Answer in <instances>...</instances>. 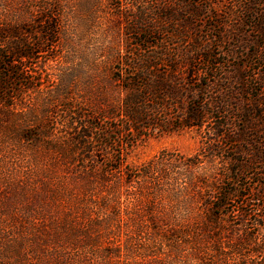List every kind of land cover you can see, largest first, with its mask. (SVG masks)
Listing matches in <instances>:
<instances>
[{
    "label": "rangeland",
    "instance_id": "1",
    "mask_svg": "<svg viewBox=\"0 0 264 264\" xmlns=\"http://www.w3.org/2000/svg\"><path fill=\"white\" fill-rule=\"evenodd\" d=\"M2 28L31 56L0 103V264H264V158L206 155L207 125L129 132L121 111L128 65L238 67L261 89L264 0H0Z\"/></svg>",
    "mask_w": 264,
    "mask_h": 264
},
{
    "label": "trees",
    "instance_id": "2",
    "mask_svg": "<svg viewBox=\"0 0 264 264\" xmlns=\"http://www.w3.org/2000/svg\"><path fill=\"white\" fill-rule=\"evenodd\" d=\"M171 16L167 17L169 19ZM174 18V17H173ZM178 20V18H176ZM44 31L47 39L52 40L56 34L55 25L49 23ZM12 34L8 29L0 30V103H7V97H12L15 90L13 82L16 78L21 80L23 68L15 65L16 57L25 60L30 58L29 43L21 39L16 45L9 43ZM141 39L140 44L147 40ZM149 42V41H147ZM15 57V58H14ZM163 70H154L155 65H128L133 69V75L127 76L126 90L129 92L123 99L122 115L127 119L129 132L172 131L183 128H204L209 126L206 145V155L215 156L217 150H229L227 155L229 162H236L234 155L237 147L235 142L245 141L252 146L254 158H264V143L259 139H253L250 143L247 139L249 129L254 130L255 137H262L264 141V112L260 104H264V98L258 100L256 107L250 103V89L255 87L264 93V83L260 89L253 86L252 79L246 73L239 74L238 67L227 69L226 65H167ZM246 72V71H245ZM253 77V75H251ZM254 78V77H253ZM236 84L237 87H236ZM253 90V89H252ZM254 94V93H253ZM247 95L249 97H247ZM240 96V97H239ZM255 97L257 95H254ZM256 100V99H255ZM238 113H241L239 115ZM240 116V117H239ZM242 120L244 126L235 131L233 124L236 120ZM144 134V133H143ZM229 142V146H220L221 140ZM243 151L242 149H240ZM117 169L120 166L116 167ZM251 172V164L229 168L228 180L236 183L238 175ZM264 174V171H262ZM216 195H210L208 202L211 218H218L225 213L228 200L235 189L230 186ZM211 202V203H210ZM214 222L213 219L209 220Z\"/></svg>",
    "mask_w": 264,
    "mask_h": 264
}]
</instances>
